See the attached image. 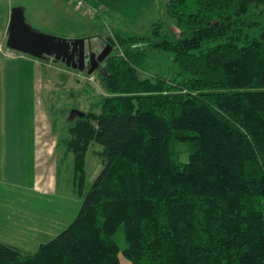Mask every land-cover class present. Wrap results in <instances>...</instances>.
Here are the masks:
<instances>
[{
  "label": "trees",
  "instance_id": "trees-1",
  "mask_svg": "<svg viewBox=\"0 0 264 264\" xmlns=\"http://www.w3.org/2000/svg\"><path fill=\"white\" fill-rule=\"evenodd\" d=\"M166 8L180 35L161 20L146 35L114 33L122 54L96 72L104 93L86 112H59L67 137L52 122L79 196L87 154L102 148L77 218L34 254L0 242V264H120L121 253L132 264H264V0ZM152 53L173 68L154 71Z\"/></svg>",
  "mask_w": 264,
  "mask_h": 264
},
{
  "label": "crops",
  "instance_id": "crops-1",
  "mask_svg": "<svg viewBox=\"0 0 264 264\" xmlns=\"http://www.w3.org/2000/svg\"><path fill=\"white\" fill-rule=\"evenodd\" d=\"M9 1L8 20L3 23L6 34L17 2L28 5V10L16 8H22L27 22L36 26L55 29L65 20L76 21L75 14L91 19L65 0ZM90 1L102 5L106 14L116 9L111 0ZM91 28L79 30L86 33ZM30 64L38 72L33 101L24 88ZM40 64L21 54L7 58L0 49V242L27 254L55 239L78 216L72 201L58 191L59 136L42 108Z\"/></svg>",
  "mask_w": 264,
  "mask_h": 264
},
{
  "label": "rangeland",
  "instance_id": "rangeland-1",
  "mask_svg": "<svg viewBox=\"0 0 264 264\" xmlns=\"http://www.w3.org/2000/svg\"><path fill=\"white\" fill-rule=\"evenodd\" d=\"M111 1H113L116 9L108 11L105 15V21L101 18L91 20L83 18L80 14H75L76 21L65 20L58 26V28L55 29L45 26H36L29 21L28 24L34 31L60 39L69 40L93 37L91 41L94 46H96V49H102L103 45L114 39V33L120 34L123 38H128L134 35H146L151 30L153 23L160 20L166 23V30L171 36L178 37L180 35V30L178 29L175 21L167 15L166 7L168 2L171 0ZM9 2V0H0V43L4 46V52L8 49L6 47L8 36L3 23L8 20ZM14 6L15 8L25 6L27 10L29 9L28 5H22L18 2L15 3ZM259 18L264 19V15ZM86 26H91V30L86 33L79 30V28L81 29ZM121 51L122 50L115 44L112 54L120 53ZM20 54L21 53H18L17 57L20 56ZM32 60L35 61L36 59L32 58ZM150 60L154 71L160 70L164 72L173 68L170 64L172 59H169L165 55L152 53L150 55ZM36 61L41 63L38 69H40L42 75L40 91L42 95V108L47 112L51 124L54 119H59V135L67 137V116L69 115L63 117L59 112L64 110L65 107L73 104L79 105L81 110L84 112L88 111L92 103V99H94L97 94H103L104 87L97 78L96 73L89 76L87 72L81 73L73 70L72 68H68L66 64L57 62L53 58H48L43 62L41 60ZM37 74L38 72L32 64L27 65V69L25 70L24 82L26 83L24 84V88L25 90L26 87L28 88L26 90V94L28 93L31 101L35 98ZM144 76L149 77L152 75ZM92 90L95 91L94 94L90 92ZM56 109H58L57 116ZM101 152V147L95 145L91 146L86 158L87 184L85 193L83 196H79L77 190L69 180V174H71L69 167L72 164V156L69 160L60 164L63 151H57L58 170L60 169V174L57 176L59 180L58 191L61 196H64L65 198L67 197L70 201H72L74 216L79 214L84 203L85 195L92 188L95 180L104 168L103 157L100 155ZM186 160L187 157H183V161ZM115 239L123 250L127 247L124 227L118 231ZM120 264H132V262L121 253Z\"/></svg>",
  "mask_w": 264,
  "mask_h": 264
},
{
  "label": "water",
  "instance_id": "water-1",
  "mask_svg": "<svg viewBox=\"0 0 264 264\" xmlns=\"http://www.w3.org/2000/svg\"><path fill=\"white\" fill-rule=\"evenodd\" d=\"M7 33L8 49L36 60L53 58L66 64L68 68L81 73L87 72L89 76L94 75L100 66L105 64L115 46L112 39L100 54L88 55L87 39L66 40L34 31L28 24L22 8L12 10Z\"/></svg>",
  "mask_w": 264,
  "mask_h": 264
},
{
  "label": "built area",
  "instance_id": "built-area-1",
  "mask_svg": "<svg viewBox=\"0 0 264 264\" xmlns=\"http://www.w3.org/2000/svg\"><path fill=\"white\" fill-rule=\"evenodd\" d=\"M65 1L82 15L91 19L101 18L103 21H105L106 9L102 5L96 4L90 0H65ZM0 49L7 58L10 59L17 58V54H18L17 52H14L10 49H7V51L4 52L3 46H1Z\"/></svg>",
  "mask_w": 264,
  "mask_h": 264
},
{
  "label": "flooded vegetation",
  "instance_id": "flooded-vegetation-1",
  "mask_svg": "<svg viewBox=\"0 0 264 264\" xmlns=\"http://www.w3.org/2000/svg\"><path fill=\"white\" fill-rule=\"evenodd\" d=\"M108 43H106L105 45H103V48L102 49H96V46H94V44L92 43V41L91 40H88V42H87V54L88 55L91 54V53L100 54L107 47Z\"/></svg>",
  "mask_w": 264,
  "mask_h": 264
}]
</instances>
